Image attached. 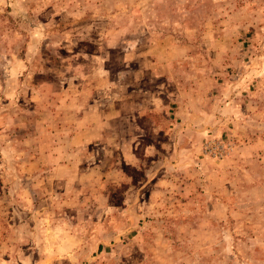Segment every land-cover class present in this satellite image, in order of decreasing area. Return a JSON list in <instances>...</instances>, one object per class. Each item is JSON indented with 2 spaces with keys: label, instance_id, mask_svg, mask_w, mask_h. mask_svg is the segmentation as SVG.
<instances>
[{
  "label": "rangeland",
  "instance_id": "obj_1",
  "mask_svg": "<svg viewBox=\"0 0 264 264\" xmlns=\"http://www.w3.org/2000/svg\"><path fill=\"white\" fill-rule=\"evenodd\" d=\"M0 264H264V0H0Z\"/></svg>",
  "mask_w": 264,
  "mask_h": 264
}]
</instances>
